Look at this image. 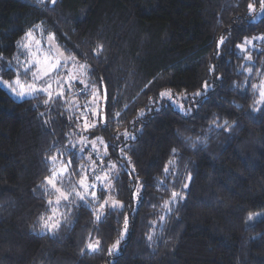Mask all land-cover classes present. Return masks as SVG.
Instances as JSON below:
<instances>
[{"label":"trees","instance_id":"trees-1","mask_svg":"<svg viewBox=\"0 0 264 264\" xmlns=\"http://www.w3.org/2000/svg\"><path fill=\"white\" fill-rule=\"evenodd\" d=\"M36 25L90 66L100 99L102 89L109 94L107 126L88 138L108 145L106 158L119 173L109 195L124 207L97 222V204L81 206L55 237L40 233L37 218L54 198L38 188L49 175L46 157L71 150L79 130L65 99L16 100L0 86V264H264V102L252 87L264 77V40L253 39L264 36L261 0H0V79H15L17 42ZM205 81L207 91L187 114L159 95L203 91ZM125 131L135 139L117 138ZM185 137L201 142L192 147ZM169 160L175 163L165 176ZM182 184L189 185L179 193L185 199L167 211L164 202ZM125 216V238L109 254ZM97 239L100 250L90 253L86 245Z\"/></svg>","mask_w":264,"mask_h":264},{"label":"snow or ice","instance_id":"snow-or-ice-1","mask_svg":"<svg viewBox=\"0 0 264 264\" xmlns=\"http://www.w3.org/2000/svg\"><path fill=\"white\" fill-rule=\"evenodd\" d=\"M43 2V0H40ZM55 3V0H52ZM248 8L250 11L254 10V5L249 3ZM261 8L264 9V0H261ZM255 22V21H253ZM36 29H41L40 25L34 26ZM41 31H43L41 29ZM253 39L264 40V36L255 37ZM56 40L55 33H49L47 51L44 50L41 46L40 40L34 39L33 30H29L25 33V36L22 38V42H17V47L20 50L21 54H27L26 61L18 63V71L15 79L13 81H2L3 84L10 87V90L18 95L19 97L31 96L35 98L40 94L47 96V99L43 101L45 105L52 104L58 100H64L66 93H73V96L77 95L73 92V88L77 84L83 85L79 95H87L89 90H92L91 99L87 100L83 105L73 99L71 101L64 100L66 105H70V110H73L75 122L77 129L81 133H88L91 129H94L100 125L107 126L109 121V116L107 114V102L109 99V94L107 90L104 93V102L105 108H101L100 105V94L98 89H92V81L88 79V73L92 71L90 66L87 63L80 64L76 61L74 56H64L63 52L54 44ZM225 38L221 37L218 41V47L224 43ZM33 41L35 44V51H33ZM252 43L251 40L245 38V44ZM103 46L98 45L95 50L96 54H99L102 51ZM241 51L244 50L243 45H237ZM2 59V57H0ZM245 59L251 60V57H246ZM72 63L73 67L68 68L67 65ZM19 69H23V74L27 75L29 71H32V80L29 82H24L21 80V72ZM8 71L12 70L11 62L8 65ZM210 69V71H213ZM249 72L251 69H247ZM221 79V77H218ZM15 87H12V85ZM209 85L205 81L203 85V91L198 90L193 93V98L199 97L205 94ZM253 89L257 88V85H252ZM160 97L162 99H173V94L171 90H166L161 92ZM261 101L264 102V83L261 85L260 91ZM179 99L187 100L188 95L185 93ZM196 102L195 99L193 101ZM181 111L189 112L192 109H185L183 104L179 105ZM82 109V110H81ZM75 112H78V115H75ZM43 115V113L41 114ZM140 115H143L141 111ZM115 116L119 117L120 112H116ZM69 119H73V116H70ZM81 121L83 124L81 126ZM216 127H221L218 123V119H214L210 122ZM234 124V122H233ZM224 126L231 128L233 125L229 124L228 121H224ZM67 135V134H66ZM123 135L126 138L135 139L131 137L130 134L125 131L124 133H117V138ZM185 141H191V146L196 147L198 143L201 142V139L197 137L195 140L191 137H185ZM83 145L78 150L76 145H71V150L67 145L63 149H57V154L46 157L47 162L51 165L49 168V175L43 178V181L38 188L41 189L46 197L44 202L45 211L40 214L37 218V226L42 234H50L55 237L61 228L67 224L74 223L70 217L74 214V209H77L81 206L90 207L91 205L99 203V208L93 211V216L95 221L102 222L112 211L122 210L124 205L121 201L113 199L109 203V198L106 197L101 203L99 199V193L104 191L112 192L115 189V185L112 183V180L119 178V173L117 171L116 164L112 163L108 170L104 172L103 175H96L98 169L103 168L104 158L108 156V145L104 142L103 138L96 137V139L89 141L86 135H81V139L78 142ZM91 144V149H88V145ZM99 145H104V151L101 153ZM71 152L69 158L64 160L63 157ZM89 151L87 157H83V153ZM121 155H124V149L121 148ZM172 154L175 156L178 154L177 149L173 148ZM92 154H95L96 160H93ZM76 158L86 159L89 163H81L75 169H73V164L75 163ZM98 161V162H97ZM130 162V161H129ZM174 160H169L165 164L163 169V174L166 176L170 171V166L174 164ZM133 172L135 169L133 168ZM75 176H79V179H73ZM191 177H189V180ZM141 185L140 189L133 193L134 199L139 202L143 196V182L137 181ZM165 183L164 180H158V185L163 186ZM189 185L185 184L184 187L187 188ZM185 197L179 193L173 191L169 201L164 202V207L167 211H171L169 203H176L177 201L184 200ZM106 209V211H102ZM257 216L261 214L257 213ZM160 221L163 222L165 217L161 216ZM254 217L250 215L248 220H253ZM155 224V221H153ZM36 227L33 228V231H36ZM128 230V217L124 218V228L120 232L119 238L111 245L109 248V254H112L118 251L121 241L125 238V235ZM148 239L151 241L153 235H149ZM102 241L97 239L93 242H89L86 245L87 250L91 252H96L100 250ZM84 252V249H81V253Z\"/></svg>","mask_w":264,"mask_h":264},{"label":"rangeland","instance_id":"rangeland-1","mask_svg":"<svg viewBox=\"0 0 264 264\" xmlns=\"http://www.w3.org/2000/svg\"><path fill=\"white\" fill-rule=\"evenodd\" d=\"M37 1H40V0H37ZM43 1H46V0H43ZM50 2H52V0H49ZM31 30H33V32H34V39L35 40H40L41 41V46H42V48H44V50L45 51H47V43H48V36H44L42 33H41V30L40 29H36L35 27L33 28V29H31ZM24 36H25V34H24ZM23 36V37H24ZM22 41V40H21ZM22 42H27V41H22ZM54 44L58 47V45L54 42ZM247 45H249L250 47H252V45H253V42L252 43H250V44H247ZM59 48V47H58ZM59 50L61 51V52H63L60 48H59ZM33 51H35V44H34V41H33ZM21 53V52H20ZM63 55L64 56H69V55H65V53L63 52ZM26 58H27V54L25 53V54H21L20 55V57H17V60H16V62L19 60L20 62H24V61H26ZM76 61H78V60H76ZM79 62V61H78ZM80 64H84L85 62H79ZM67 67L70 69V68H72L73 67V65H72V63L70 62L68 65H67ZM19 71H21L22 72V76L20 77L21 78V80L22 81H24V82H29V81H31L32 80V71H29L28 73H27V75H24L23 74V69H19ZM88 79H89V77H88ZM14 79H12V80H9V81H13ZM90 80V79H89ZM2 81H5V80H2V79H0V86L3 88V89H5V91L10 95V96H12L14 99H16V100H20V99H23V98H27V97H31V96H24V97H19L18 95H16V94H14L11 90H10V87L9 86H6L5 84H3L2 83ZM262 83H264V77L263 78H261L260 79V81H259V83L257 84V94H258V100L259 101H261V97H260V91H261V85H262ZM12 87H15V85L13 84L12 85ZM83 87V85H81V84H77V85H75V87L73 88V92H75L76 91V93L77 94H79V92H80V90H81V88ZM92 89H97V87H95V86H93L92 85ZM70 94H72V93H66V96H65V100H67V101H71V100H73V99H75L76 100V98L75 97H73L72 95H70ZM68 95V96H67ZM88 97L87 98H83L84 97V95L82 96H80V101L82 102V105L87 101V100H89V99H91V95H92V90H89V92H88ZM182 95H184V94H173V99L172 100H168V99H165L166 101H167V103H169L175 110H177V111H179V112H181L182 114H187V113H189V112H184V111H181V109H180V107H179V105H181V104H183V107L185 108V109H188V108H191L192 109V105H191V103H190V101L193 99V96H192V94H188V99L187 100H182V99H179V97H181ZM77 101V100H76ZM100 101H101V99H100ZM78 102V101H77ZM79 103V102H78ZM80 104V103H79ZM68 106V105H67ZM100 106V105H99ZM82 110V109H81ZM82 124H83V121H81V126H82ZM89 133H93V129H91L88 133H81L80 131H78V135H76L75 137H74V143L76 144V146H77V150L80 148V147H82L83 145H81V144H79L78 142L80 141V139H81V135H86L87 137L89 136L88 134ZM94 139H96V137H94V138H88V140L89 141H91V140H94ZM88 149L90 150L91 149V144H89L88 146ZM99 147H100V151H101V153L104 151V145H99ZM89 155V151H85L84 153H83V157H87ZM92 158H93V160H96V156H95V154H92ZM85 160V162H81V163H84V164H88L89 162L86 160V159H84ZM98 162V161H97ZM80 163V164H81ZM79 164V165H80ZM112 164V162L110 161V159H107V158H104V165H103V168H102V170L101 169H98L97 171H96V175H103L104 174V172H106L107 170H108V168L110 167V165ZM77 166V165H76ZM73 179H76V180H78L79 179V176H75ZM184 188V184H182L181 186H179V188L175 191V192H177V193H180V190H181V188ZM104 193V195H105V197H104V199L106 198V197H108L109 198V203H111V201L113 200V198L109 195V192L108 191H104L103 192ZM55 198V197H54ZM53 198V199H54ZM104 199H103V201H104ZM102 200H100V202L102 203L103 202ZM99 208V203H97V207H96V209H98ZM39 232H40V230H39ZM41 233V232H40ZM93 242V241H92Z\"/></svg>","mask_w":264,"mask_h":264},{"label":"water","instance_id":"water-1","mask_svg":"<svg viewBox=\"0 0 264 264\" xmlns=\"http://www.w3.org/2000/svg\"><path fill=\"white\" fill-rule=\"evenodd\" d=\"M104 93H105V90L102 89V97H101V103H100V107L101 108H105V102H104ZM101 127H105L103 125H100Z\"/></svg>","mask_w":264,"mask_h":264}]
</instances>
